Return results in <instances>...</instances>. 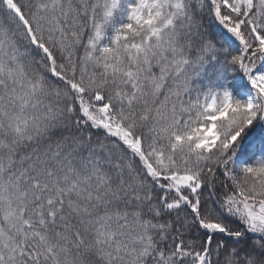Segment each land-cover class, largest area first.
Segmentation results:
<instances>
[{"label": "snow or ice", "instance_id": "1", "mask_svg": "<svg viewBox=\"0 0 264 264\" xmlns=\"http://www.w3.org/2000/svg\"><path fill=\"white\" fill-rule=\"evenodd\" d=\"M0 264H264V0H0Z\"/></svg>", "mask_w": 264, "mask_h": 264}]
</instances>
